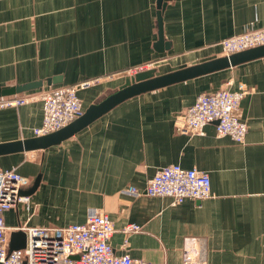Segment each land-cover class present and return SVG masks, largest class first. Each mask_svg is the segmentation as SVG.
Listing matches in <instances>:
<instances>
[{
    "label": "crops",
    "instance_id": "crops-1",
    "mask_svg": "<svg viewBox=\"0 0 264 264\" xmlns=\"http://www.w3.org/2000/svg\"><path fill=\"white\" fill-rule=\"evenodd\" d=\"M158 1L0 0V94L45 82L12 95L32 94L33 102L0 110V144L37 137L39 96L49 87L92 82L79 91L86 112L135 70L161 76L222 58L223 40L264 28V0H169L163 28L170 46L162 52ZM51 78L62 82L48 86ZM225 88L246 92L237 111L248 124L244 143L218 136L215 123L202 136L178 129L176 118L199 95ZM170 165L208 172L212 197L174 206L171 198L146 195L149 179ZM0 166L29 180V209L22 204L5 215L11 229L84 224L92 210H102L115 223L118 255L264 264V58L130 98L58 145L0 156ZM131 187L142 194H130ZM131 223L142 230L130 236L126 252Z\"/></svg>",
    "mask_w": 264,
    "mask_h": 264
},
{
    "label": "built area",
    "instance_id": "built-area-1",
    "mask_svg": "<svg viewBox=\"0 0 264 264\" xmlns=\"http://www.w3.org/2000/svg\"><path fill=\"white\" fill-rule=\"evenodd\" d=\"M263 45L264 28L222 41L227 56ZM145 70L140 68L131 75ZM91 83L49 87L43 91L39 96L43 103V123L40 128L35 129V135L40 137L55 133L82 117L85 110L79 91L89 87ZM245 96V91H233L229 88L201 94L184 114L176 118V126L184 134L202 136L206 127L215 123L218 136H229L236 142L244 143L248 124L240 119L237 111ZM35 99L32 94L1 98L0 110L24 106ZM28 182L16 168L3 169L0 166V264H166L165 261L153 263L138 260L129 253L118 255L112 245L116 234L115 223L102 210H92L84 224H72L62 228H9L5 219L7 212L22 204L29 209V197L22 195ZM128 192L134 196L142 194L136 187L129 188ZM145 193L150 197L171 198L174 206L188 199L202 201L212 197L211 177L206 171L170 165L160 169L149 179ZM19 230L26 233V247L11 251L10 233ZM141 230L138 224L126 225V238L122 244L124 251L128 252L132 246L130 236ZM183 264L203 262H195L187 254Z\"/></svg>",
    "mask_w": 264,
    "mask_h": 264
},
{
    "label": "water",
    "instance_id": "water-1",
    "mask_svg": "<svg viewBox=\"0 0 264 264\" xmlns=\"http://www.w3.org/2000/svg\"><path fill=\"white\" fill-rule=\"evenodd\" d=\"M169 0L158 1V21H159V34L160 40L157 44V48L160 51H164V48H169L170 44L165 42L164 28H163V13L166 9ZM264 58V45L256 47L250 50L239 52L230 56L217 58L208 62H204L195 66H191L179 71H175L169 74L157 76L155 69L145 70L134 75L127 77L125 84L119 88V90L100 103L91 106L82 117L68 125L67 127L59 130L55 133L45 136L36 137L24 141L0 144V156L10 155L20 152H28L39 149H47L54 145H58L63 141L73 137L75 134L92 124L101 116L112 110L120 103L141 95L143 93L153 91L156 89L164 88L177 83L189 81L199 77L207 76L218 71L230 69ZM61 78H51L47 80V85L52 86L61 83ZM45 82L39 81L30 83L23 86H16L1 91V96H12L39 90L44 87ZM40 179L38 178L33 191L38 187ZM22 195L29 196L28 192L22 191ZM27 243L26 233L22 230L14 231L11 233L10 238V250L24 249Z\"/></svg>",
    "mask_w": 264,
    "mask_h": 264
},
{
    "label": "rangeland",
    "instance_id": "rangeland-1",
    "mask_svg": "<svg viewBox=\"0 0 264 264\" xmlns=\"http://www.w3.org/2000/svg\"><path fill=\"white\" fill-rule=\"evenodd\" d=\"M132 75H134V74H132Z\"/></svg>",
    "mask_w": 264,
    "mask_h": 264
}]
</instances>
